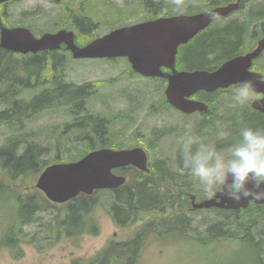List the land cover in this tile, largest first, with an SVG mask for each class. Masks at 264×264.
Instances as JSON below:
<instances>
[{
	"label": "trees",
	"instance_id": "1",
	"mask_svg": "<svg viewBox=\"0 0 264 264\" xmlns=\"http://www.w3.org/2000/svg\"><path fill=\"white\" fill-rule=\"evenodd\" d=\"M13 1L0 4L1 19L9 26H16L8 20L6 11V6ZM71 2L60 0L59 19L53 20L50 27L41 32L61 28L76 30V42L82 45L95 37L89 33L97 31L106 20L94 12L97 5H93L89 11L85 8L79 12ZM206 5L213 6L214 2L191 4L185 6L183 12L171 8L167 14H196L203 11ZM155 10L161 12L162 9L156 6ZM24 19L22 15L20 21ZM27 27L35 34H41L32 25ZM247 41L243 37L241 24L212 25L179 47L176 65L189 71L215 70L227 60L244 54L242 49ZM210 52L216 53L211 62L207 59ZM68 59L64 51L42 50L24 55L0 45V127L5 126L12 132L6 143L0 146V210H6L9 220L5 229L0 230L1 245L10 249L16 258L23 256L22 243H37L38 250L44 251L63 237L78 238L86 231L97 234L100 230L92 218L88 230L85 225V218L91 216L90 211L99 205L94 198L80 195L60 207L50 202L39 190L27 186L50 163L77 160L90 150L107 144L106 118L88 110V100L96 93L90 91L94 83L68 81ZM31 89H35V93L25 96ZM52 109H62L64 121L48 127L50 131H58L59 138L55 142V158L47 160L45 156L52 151L51 145L34 140L32 133L35 131L29 127L41 113ZM231 121L235 122L231 136L217 143L220 151L228 149L242 124L264 128V115L252 109L250 104L225 109L217 125L221 130L228 128ZM213 123L208 124L205 132L199 131L202 140ZM71 132L76 134L70 135ZM66 136V144L75 147L77 152L67 158L62 154L65 149L71 148H64L60 141V138L64 141ZM45 138L48 143H54L56 137ZM198 146L194 145V149ZM177 164L180 167V158ZM179 167L173 169L168 161H159L152 166L151 173L130 168V180L110 192L112 196L103 206L118 226L137 227L120 241L110 240L92 259H75L71 264H140L141 255L153 239L165 241L169 237L188 240L193 247L204 251L203 255L210 252L212 245L219 240L240 241L246 253H253L251 264H264V234L256 232L264 224V205L251 204L246 209L208 212L199 225L193 226V221L187 218L188 196L183 188L191 189L199 186V183L190 175H182ZM169 182L182 187L179 194H172L169 190L165 192L159 186L160 183ZM49 213V221L43 222V215ZM29 225L37 226L31 234L25 230Z\"/></svg>",
	"mask_w": 264,
	"mask_h": 264
},
{
	"label": "rangeland",
	"instance_id": "2",
	"mask_svg": "<svg viewBox=\"0 0 264 264\" xmlns=\"http://www.w3.org/2000/svg\"><path fill=\"white\" fill-rule=\"evenodd\" d=\"M72 1L71 3L79 12L85 8L89 11L93 5L94 7L97 5L94 12H97L100 17H104L106 23L97 31H91L89 33H92L91 36L95 37L102 36L115 27L133 23L125 20L128 15L136 14V7H132V5L137 6L138 4V0H83L85 4L79 3V0ZM156 1L172 4V0ZM209 1L210 0H185V4L186 6L191 4L202 5ZM173 8H175V6ZM60 9L61 5L59 1L56 0H14L6 6V11L8 12L7 17L12 24H23L26 26L30 24L35 31L40 32L48 29L53 20L59 19ZM22 15H24L26 19L20 21ZM136 19L137 18L134 17L128 20ZM110 23L114 25L110 26ZM94 59L95 58L70 59L69 57L66 63L67 80L77 84L94 82L100 85L96 93L88 100V110L106 116V119L111 122H109V131L110 134L112 133L114 135L113 139L116 143L121 142L123 145H135L140 135L148 140L150 138L149 135L154 129L162 128L163 126L164 128L179 129L180 125L184 122L181 118L182 114L176 110L173 111L179 116L177 117L173 113L164 110L160 105V98L156 93L151 92L150 95L146 97L145 94H143L138 102L130 104L127 103V97L125 95L121 98L116 95L119 90L124 89L128 90L131 95L134 94L132 87L135 81H137L140 87H143L142 93H144V90H149V88L144 89V87L153 86L152 80L130 76L128 73L129 67L124 60L106 61V59ZM35 91V89H31L24 95L28 97L32 96ZM90 91L94 92V89L91 88ZM131 104L137 105V108L141 110V112L139 114L138 112L130 113L127 106ZM135 114L138 115L134 116ZM63 115L64 112L62 109L45 111L41 113L29 127V129L35 131L32 133V138L34 140L51 145L52 151L45 156L47 160L55 158L57 149L55 142L59 138L58 131H50L48 127L62 123L64 121ZM40 131H42L41 134H39ZM75 134V132L70 133V135ZM11 135L12 132L10 129L1 126L0 146L5 144ZM45 136H55L54 143H48ZM67 138L68 136L64 138V141L60 138L64 148H71L70 150L65 149L62 154L66 158L77 154L75 147L66 144ZM173 139L175 147H177L181 136L176 134ZM164 141L165 139L162 140V151L167 152L172 147V144L167 146ZM27 186L34 187L35 180H30ZM111 196L112 193L104 191L98 193L94 197L96 202L99 203L91 213V216L95 219L100 228L97 235L84 234L78 238L63 237L54 246L42 252L38 251L34 244L25 242L22 243L21 246L24 252L23 256L16 258L14 254H11L10 249L1 245L0 231V264H71L75 259H92L104 246H106L109 240L115 239L120 241L137 227L118 226L109 218V213L103 205H106ZM50 215V213L43 215V222L49 221ZM202 215L205 214L191 212L189 210L187 218L193 221V226H196L201 222ZM8 223L9 220L6 216V210H0V230L5 229ZM36 227V225L27 226L25 230L28 234H31L36 230ZM256 232L257 234H264V224H261ZM198 247L201 246L198 245ZM203 252L204 251L197 249L196 246L193 247L191 243L185 239L171 237L165 241L153 239L141 255L140 264H251L253 254L249 252L246 253L245 248L243 247L242 249L240 241L235 240H229L228 242L219 240L218 243L212 245V250L210 252L204 255ZM18 253L19 251L17 254Z\"/></svg>",
	"mask_w": 264,
	"mask_h": 264
},
{
	"label": "water",
	"instance_id": "3",
	"mask_svg": "<svg viewBox=\"0 0 264 264\" xmlns=\"http://www.w3.org/2000/svg\"><path fill=\"white\" fill-rule=\"evenodd\" d=\"M10 0H0V4ZM236 7V6H235ZM232 6L218 7L196 14H178L160 17L129 26L115 28L90 42L79 45L74 30L62 28L36 36L24 26H6L0 15V45L11 52L28 54L42 50H57L64 44L74 58L128 57L135 71L152 77L168 78L165 95L174 106L192 112L206 109L202 102L189 100L199 90L214 91L232 84L253 80L259 92L264 93L260 75L250 71L254 59L264 50V38L248 53L238 55L221 64L215 70L177 71L176 56L180 45L188 43L201 30L210 25L218 14L224 15ZM163 68H170L167 73ZM252 107L264 113V99L255 100ZM147 153L142 147L131 150L101 148L72 161L53 163L37 177L35 188L42 190L56 204H63L80 193L93 195L96 191L118 188L125 182L115 168L133 163L147 169ZM217 197H220L217 201ZM252 199L240 203L222 197L221 192L198 207L216 206L225 209L247 208Z\"/></svg>",
	"mask_w": 264,
	"mask_h": 264
},
{
	"label": "flooded vegetation",
	"instance_id": "4",
	"mask_svg": "<svg viewBox=\"0 0 264 264\" xmlns=\"http://www.w3.org/2000/svg\"><path fill=\"white\" fill-rule=\"evenodd\" d=\"M60 1V0H59ZM67 1V0H64ZM82 1V4H84V1ZM214 2V5H206V7L203 9V12L213 10L218 7H228L232 6L230 11L224 15H216L210 25L205 28L208 29L212 25L216 26H227L231 23H237L241 24L243 28V37L246 38L248 41L245 43L244 48L242 49L243 53H248L251 50H254L258 46L259 40L264 38V0H210L209 1ZM208 2V4H209ZM207 3V2H206ZM216 3V4H215ZM157 8L161 7V12H157L155 10V7ZM236 6V7H235ZM132 7H136L138 11H136V14H130L127 16L125 21L128 22H133L131 24L135 23H142L145 21H153L156 20L160 17H170L174 16L177 14L169 15L167 14L170 10L174 9L173 4H165L163 1H156V0H138V4L132 5ZM172 8V9H171ZM136 17V20H128L130 18ZM131 24H125L126 25H131ZM204 29V30H205ZM76 31V30H75ZM203 31V30H202ZM47 51H53V50H47ZM58 51H64L67 53L68 57L73 58L72 54L69 50L63 46L61 49ZM88 59V58H84ZM106 61H118V60H124L127 65H128V73L130 76H133L135 78L141 77L145 79L152 80L153 86L151 87H144V89L149 88V90H144L145 92L142 93L143 87H140L137 84V81L134 82V85L132 87V90L134 94L131 95V93L128 90H119L117 92V96L121 98L122 96L127 97V103H135L138 102L142 98V95L145 94V97L150 95L151 92L156 93L159 96L160 100V105L161 107L173 113L176 115L173 111H178L180 114H182V119L184 122L180 125L179 129L175 128H156L154 129L151 134L149 135V139H145L142 135H140L138 142L135 145H123L121 142L116 143V141L113 139V134H110L109 131V122L108 119H106V146H101L93 150H98L101 148H112L115 150H120V149H126V150H131L136 147H142L146 153H147V169L143 170L139 168L137 165L133 163H128L125 165L118 166L115 169V173L123 175L125 177V182L123 185L120 187L124 186L129 180H130V175L128 173V170L130 168L135 169L138 172H146V173H151L153 168L152 166H156V164L161 161H168L169 164L172 165L173 169H177L179 166L177 164V160L179 158V153H178V146L175 147L174 144V136L176 134H179L181 137H183L187 131V128L185 127L186 125L191 124L192 125V132L193 134L197 137V140L200 142H216L219 143L220 141L224 140L228 136H231L232 130L234 123L231 121L227 126L228 128H222L220 130V126L217 124L219 123V120L222 118V115L224 114V110L231 107V108H237L239 105H236L233 98H232V93L231 90L233 87L238 85L239 83H235L230 85L229 87L226 88H219L214 91H207V90H199L193 95L189 97V100L195 101V102H202L204 103L207 107L206 109H197L192 112H186L178 107L174 106L170 101H168L166 95H165V90L167 88L169 79L164 78V77H152V76H145L137 71H135L128 61V58L126 57H106L104 58ZM177 71H184L186 69H180L176 65ZM163 70L167 73H172L173 71L169 68H163ZM189 71V70H187ZM250 71L253 73H256L260 75V78L264 80V50L263 52L253 61V65L250 68ZM94 83V82H93ZM157 85V88H156ZM100 85H97L94 83L92 88L94 89V92L97 91V88ZM156 89V90H155ZM155 90V91H154ZM261 94H264L260 92ZM250 101L248 104H250L251 108L252 103L254 102ZM127 109L130 113H136L138 114L141 112L137 108V105H128ZM256 110V109H254ZM257 112L261 113L264 115L263 112L256 110ZM138 114H135L134 116H137ZM125 115V114H123ZM104 116V115H103ZM127 116V115H125ZM177 116V115H176ZM234 117L233 115H231ZM106 118V116H104ZM179 117V116H177ZM227 117V116H226ZM214 122V123H213ZM111 123V122H110ZM209 123H213V126L210 127L209 132H207V135L204 136V140L199 136V131L202 130L203 132L206 131V128L208 127ZM213 131V132H212ZM155 134V135H154ZM224 137V138H221ZM165 139L164 143L165 145L169 146L172 144V147L167 151L164 152L162 151V140ZM117 145V146H116ZM199 145V144H197ZM196 146V145H195ZM222 152H227L222 151ZM166 178V177H165ZM172 179V177H171ZM194 181V180H193ZM193 183V182H192ZM199 183V181H198ZM159 186L161 189L165 192L168 190L171 191L172 194H179L180 191L182 190L181 186H178L174 182L171 183H160ZM108 189L106 192H114V190L119 189ZM223 191V188L217 189V194ZM183 192L185 195L188 196V201L186 205V210H190L191 212H200L206 213L208 212H213L215 213L218 210H228V209H223L219 208L216 206H210V207H198L199 204H202L212 198H209L202 190L200 185L196 187H192L191 189H188L187 187L183 188ZM220 197H217V201H219ZM252 203V202H251ZM67 205V204H65ZM234 210V209H231ZM202 215L201 217L205 216ZM109 218L114 221V219L110 216ZM115 222V221H114ZM89 222L87 220V217L85 218V225L86 227L88 226Z\"/></svg>",
	"mask_w": 264,
	"mask_h": 264
},
{
	"label": "clouds",
	"instance_id": "5",
	"mask_svg": "<svg viewBox=\"0 0 264 264\" xmlns=\"http://www.w3.org/2000/svg\"><path fill=\"white\" fill-rule=\"evenodd\" d=\"M175 10L183 12L185 0H172ZM216 53L210 52L211 62ZM264 85V81H261ZM253 80L240 82L232 88L236 105L244 106L253 100L264 99ZM178 145L180 173L199 181L201 190L214 198L217 189L223 188L221 196L236 203L243 200L264 201V128L242 124L227 152L218 150L216 142H199L192 132V125ZM224 138V137H221ZM199 144L194 149V145Z\"/></svg>",
	"mask_w": 264,
	"mask_h": 264
},
{
	"label": "bare ground",
	"instance_id": "6",
	"mask_svg": "<svg viewBox=\"0 0 264 264\" xmlns=\"http://www.w3.org/2000/svg\"><path fill=\"white\" fill-rule=\"evenodd\" d=\"M12 68V67H11ZM35 73V72H34ZM9 75V74H8Z\"/></svg>",
	"mask_w": 264,
	"mask_h": 264
}]
</instances>
